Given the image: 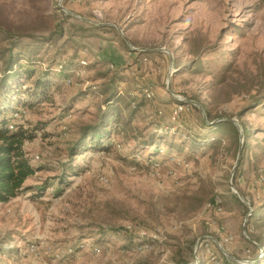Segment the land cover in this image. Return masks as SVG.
<instances>
[{
    "label": "rangeland",
    "instance_id": "obj_1",
    "mask_svg": "<svg viewBox=\"0 0 264 264\" xmlns=\"http://www.w3.org/2000/svg\"><path fill=\"white\" fill-rule=\"evenodd\" d=\"M13 45L54 84L12 113L41 169L0 203V264H264V0H0ZM113 91L165 136L75 148Z\"/></svg>",
    "mask_w": 264,
    "mask_h": 264
},
{
    "label": "trees",
    "instance_id": "obj_2",
    "mask_svg": "<svg viewBox=\"0 0 264 264\" xmlns=\"http://www.w3.org/2000/svg\"><path fill=\"white\" fill-rule=\"evenodd\" d=\"M7 50V57L6 53H3L2 50L0 51V53H3L0 56V203L9 201L22 190L28 188L26 186L27 179L41 169L40 166L32 163L31 158L24 149L25 141L32 138L33 135H30L29 130L24 128L23 125H17L16 128L10 129L12 113L18 105H23L27 101L25 97L22 99L21 95H27L28 99L32 102H34L33 100L42 101L48 97L46 96L48 90L54 84L51 80L47 79L49 76L46 75L45 69L41 73L42 76L36 77L32 62L23 63V61H15L12 55V52L15 50L14 45ZM57 66V70L60 74H63L69 65L59 63ZM24 79L34 80L33 88L31 87L32 89H28L25 93L21 90ZM105 95L106 106H98L97 111L93 113L97 118H94L90 124H85L82 127L81 135L75 142V148H79L80 146L92 149L104 148L108 146L107 144L110 142L109 136L113 132L120 133L125 138L133 136L132 138L140 142L141 146L151 144L159 136H165L163 132L161 133L153 129L150 139H143V136H141L143 130L131 124L136 112V108L134 107L129 109L131 102L124 99L122 94L114 91ZM6 101L8 105L3 106ZM263 103L264 97H258L253 100L252 106L256 107ZM110 118H113V124H110ZM213 124L218 131H221L223 135L230 138L229 140L234 143L236 149L242 146L240 143V130L231 119H219ZM245 132L246 130L244 129ZM194 142L196 141H189L187 144H193ZM184 146V144L179 145V150H182ZM158 150L160 151L161 149L158 147L157 149L154 148V151ZM62 180H64L63 177ZM38 189L42 190L43 188L39 187ZM217 199H219L220 204H223V199L220 196H214L206 204L215 205ZM260 221H264V214L261 216ZM132 238L133 236L129 235L130 242H132ZM262 239L259 238L256 241L262 242ZM260 245L263 246L264 243H260ZM189 263L187 260H182L181 258L176 259V264ZM250 264H262V260L256 259Z\"/></svg>",
    "mask_w": 264,
    "mask_h": 264
},
{
    "label": "built area",
    "instance_id": "obj_3",
    "mask_svg": "<svg viewBox=\"0 0 264 264\" xmlns=\"http://www.w3.org/2000/svg\"><path fill=\"white\" fill-rule=\"evenodd\" d=\"M151 94L149 93L148 94V96H150ZM15 128V125L14 124H11L10 125V129H14ZM218 204H219V199H217V202H216V204L215 205H217L218 206ZM219 209H220V207H218ZM33 247V246H32Z\"/></svg>",
    "mask_w": 264,
    "mask_h": 264
}]
</instances>
